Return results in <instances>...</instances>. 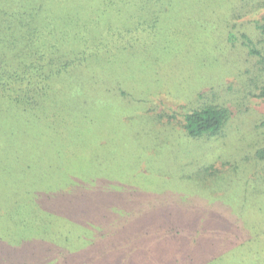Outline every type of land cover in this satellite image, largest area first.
Returning a JSON list of instances; mask_svg holds the SVG:
<instances>
[{
	"label": "rangeland",
	"instance_id": "obj_1",
	"mask_svg": "<svg viewBox=\"0 0 264 264\" xmlns=\"http://www.w3.org/2000/svg\"><path fill=\"white\" fill-rule=\"evenodd\" d=\"M184 1V7L185 4L191 6L192 0ZM197 5L195 3V7ZM204 8L205 5L201 4L200 9ZM262 16L264 6L242 20L260 19ZM170 26L165 21L156 35L138 33L134 39L139 46L116 58L111 73L127 80L126 84L132 87L130 98L135 102L114 95L106 97L101 93L98 104L88 112L85 110L81 116L77 110L72 109L69 115V109H63L61 114L65 121L61 118L54 132L52 125L44 121L34 122L18 110L12 109L10 113L6 109L0 111V120L4 124L9 122L11 127L14 124L16 134L9 137L0 131V264H82L87 260L90 264L95 260L98 264H112V261L113 264H126L124 260H118V253L129 255L126 259L131 264H143L144 261L151 264L153 258L161 259L169 252L152 228L149 220L152 207L160 212L172 209L185 223L189 239L195 230L198 232L197 244L203 242L207 245L211 233L223 234L231 224L252 223L247 227L253 232L251 237L264 232V218L260 213L264 199L254 192V187L247 190L242 186L232 188L235 182L233 175L227 181L228 170L220 159L223 154L228 157L229 147V157H235V146H243V141L249 138V135L244 136L245 132L250 134L252 126L260 121L264 101L248 100V109L228 123L221 137L186 138L181 113L191 103L179 93L186 90L191 94L198 79L204 82L199 91L207 93L212 87L208 79L212 78L214 71L201 72L198 55L194 58L193 54L189 58L186 52L181 53L183 47L177 49L188 44L183 37L190 36L192 41L200 34H196V30L182 32L180 26L175 29ZM251 28L243 31L250 33ZM215 33L219 39L218 32ZM225 47L230 62L239 57L241 61L248 53L240 45L233 50L229 43H225ZM231 79L227 78V82ZM148 107H155L154 114L161 113L163 119L151 121L149 116L153 112ZM161 122L170 124L166 125L165 133L158 135L159 141L153 136ZM70 123L73 125L69 127ZM144 153L146 156H160L162 160L157 166H162V171L164 166L175 162L174 156L195 168L213 165L226 176V187L219 182L213 187H204L197 180L178 183L171 180L165 184L160 178L145 180L136 175L134 169L139 165L138 171L147 172L146 161L138 159V154ZM146 156L141 157L148 159ZM99 171L103 173L98 175ZM236 172L243 173L241 177L245 179L246 171L239 165ZM236 172L232 171L238 175ZM130 193L128 203L126 198ZM238 194L241 199L235 197ZM247 194L251 199L244 200ZM75 197H79V203L69 202L76 201ZM104 204L107 217L98 221L99 214L105 211ZM125 207L128 214L114 218ZM256 207L258 210L254 217L238 214L240 210L252 208L254 212ZM88 211L96 214L94 221L85 217ZM142 224L147 226V236L140 232ZM201 225L205 228L199 227ZM187 241L185 238L178 241V249L169 255L166 264H190L187 257L191 250L187 249ZM114 243L117 247L111 248ZM223 244L221 240L216 248L205 246L202 249L206 256L193 262L228 253L223 263L212 261L204 264H250L247 258L255 250L260 248L264 251V235L255 243H246L242 250L228 251ZM67 251L75 254L72 262L64 259ZM259 264H264L263 258Z\"/></svg>",
	"mask_w": 264,
	"mask_h": 264
},
{
	"label": "trees",
	"instance_id": "obj_2",
	"mask_svg": "<svg viewBox=\"0 0 264 264\" xmlns=\"http://www.w3.org/2000/svg\"><path fill=\"white\" fill-rule=\"evenodd\" d=\"M184 2V0H0V111L6 109L7 113H10L12 109L18 110L34 122L44 121L52 125L54 132L57 131L60 119L64 120L61 111L69 109L70 115L74 109L81 116L85 110L88 112L98 104L101 93L106 97L114 95L135 102L130 98L132 87L126 84L127 80L116 77L111 73V69L115 66L118 55L126 51L131 52L134 46L135 48L139 46V42L134 39L138 33L156 35L164 22L168 21L173 29L180 26L182 32L192 33L196 30V34H200L193 37L192 41L190 36L183 37L188 40L184 41L188 44L180 45L177 49L183 47L181 53L186 52L189 58L193 54L194 58L198 55V69L201 72L212 69L214 71L213 75L211 74L212 78L208 79L212 87L207 93L199 91L204 85L199 79L197 87L191 94H187L186 90L177 92L190 99L191 103L181 113L185 137L188 139L221 137L228 123L248 109V100L256 98L264 101V16L260 19L242 20L247 14L263 7L264 0H195V2L192 0L190 7L187 4L184 7ZM195 3L198 4L196 7ZM201 4L205 5L202 10ZM249 27H252L249 29L250 33L243 31ZM216 31L219 39L216 38ZM254 33L256 35H253ZM131 39L135 41L131 42ZM225 43H229L231 50L238 49L240 45L246 48L248 53L244 54L241 61L239 57L230 62ZM160 46L163 50L164 47ZM229 77L233 80L227 82ZM148 109L153 112L149 116L151 121L163 119L161 113L154 114L155 107ZM1 118L3 119L2 116ZM259 120L256 126H252L250 134L245 132L244 136L249 135V138L243 141L244 145H240L239 148L235 146L237 150L235 157H229V147L227 154L229 158L223 154L220 155V159L228 170L227 181H230L233 175L235 182L232 188L242 186L247 190L254 187V192L264 199V113ZM169 124L161 122L153 138L159 140L158 135L165 133L166 125ZM13 125L11 127L9 122L4 124L0 120L1 133L12 136L15 134ZM72 125L73 123H70L69 127ZM168 131L170 133L169 129ZM241 154H244V157ZM138 155L140 161H146L147 172L138 171V159L135 164L137 167L133 168L136 169V175L145 180L160 178L162 184L171 180L177 183L197 180L204 187H213L217 182L226 187V176L213 165L195 168L186 160L174 156L175 162L164 166L162 171V166H157L162 160L160 156L155 154L146 156L145 153ZM141 156L148 159H142ZM237 165L246 171L245 179L241 177L243 173L240 175L236 172ZM100 173L103 171L97 174ZM131 195L132 193L126 198L128 203ZM235 197L242 198L239 194ZM248 197L251 199L247 194L244 200ZM75 198L76 201L69 202L79 203V197ZM238 201L240 202L239 199ZM257 210V207L254 212L253 208L249 211L240 210L238 214L254 217ZM127 212L125 207L114 218L126 216ZM260 213L264 218V204L260 207ZM79 215L82 216L81 211ZM95 215L88 211L85 217H90L94 221ZM150 216L152 228L157 231V236L162 239L163 245H167L169 251L161 259L153 258L151 264H166L169 255L178 249V241L181 238L188 239L187 249L191 251L187 259L190 264H204L212 261L223 263L224 258L229 255L221 253L218 258L207 256V259L193 262L206 256L202 248L207 245L216 248L218 242L222 240L228 251L242 250L246 243H255L264 235V232H261L251 237L253 232L247 227L252 223L241 226L231 224L223 234L211 233L207 245L199 241L197 244L198 232L194 229L189 239L185 223L172 209L160 212L152 207ZM99 217L98 221L107 217L106 208ZM142 225L140 232L147 236V226ZM199 227L205 228L203 225ZM102 238L105 237L102 235ZM107 246L110 248V243ZM116 247L114 243L111 248ZM251 247L254 249V246ZM115 252L117 251L113 253ZM118 254L120 262L124 260V263L131 264L130 260L126 259L129 255ZM74 256L71 251H67L64 259L72 262ZM262 258L264 259V251L258 248L247 258V262L250 259V264H259ZM110 263L113 264V261ZM82 264H90V261H84ZM94 264H98L97 260ZM143 264H146L145 261Z\"/></svg>",
	"mask_w": 264,
	"mask_h": 264
}]
</instances>
